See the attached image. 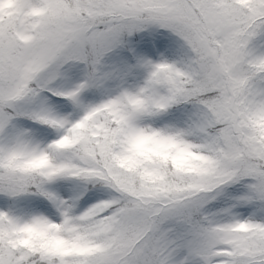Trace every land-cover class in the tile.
I'll use <instances>...</instances> for the list:
<instances>
[{"label": "snow or ice", "instance_id": "snow-or-ice-1", "mask_svg": "<svg viewBox=\"0 0 264 264\" xmlns=\"http://www.w3.org/2000/svg\"><path fill=\"white\" fill-rule=\"evenodd\" d=\"M0 264H264V0H0Z\"/></svg>", "mask_w": 264, "mask_h": 264}]
</instances>
